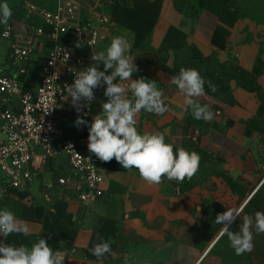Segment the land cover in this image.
<instances>
[{
	"label": "crops",
	"instance_id": "obj_1",
	"mask_svg": "<svg viewBox=\"0 0 264 264\" xmlns=\"http://www.w3.org/2000/svg\"><path fill=\"white\" fill-rule=\"evenodd\" d=\"M74 1L80 4L81 14L94 21L101 10L111 13L129 34L128 54L139 69L132 79L155 80L164 92L168 112L158 116L141 110L136 118L138 131L163 133L174 150L184 147L197 152L199 171L177 193V181L164 178L159 185H148L138 170L125 169L113 159L102 164L103 194L85 203L72 184L58 183L59 177L68 175L67 156L46 161L38 147L33 179L7 193L0 186V210L14 212L30 235L14 233L0 240L30 247L44 238L54 250L69 253L64 264H99L90 251L101 242L98 237L112 249L104 264H246L227 235H220L223 226L215 218L243 206L241 217L230 226L231 231H239L244 215L254 218L250 196L264 183V24L252 19L250 11V5L260 0ZM58 2L24 0L19 13L18 6L12 8L9 21L25 33L26 25L34 21L27 22L22 13L37 18L28 4L53 10ZM50 49L51 43L43 42L32 54L27 78L31 86ZM93 51L101 50L90 52L85 68L94 63ZM9 60L10 51L6 64ZM181 67L195 68L205 79L206 96L199 102L210 106L212 121L197 120L191 109L185 111L184 97L171 83ZM208 80L217 86L216 92L208 87ZM127 94L132 96L130 91ZM106 99L103 95L92 104V116L86 119L89 126ZM17 105V100L10 104L0 100V113ZM56 118L66 137L90 153L88 126H76L73 108L60 107Z\"/></svg>",
	"mask_w": 264,
	"mask_h": 264
},
{
	"label": "clouds",
	"instance_id": "obj_2",
	"mask_svg": "<svg viewBox=\"0 0 264 264\" xmlns=\"http://www.w3.org/2000/svg\"><path fill=\"white\" fill-rule=\"evenodd\" d=\"M12 15L9 4L0 3V24L6 26ZM130 49L131 44L123 36L113 37L106 50L92 52L93 64L75 73L71 85H64V99L71 97V105L78 113L76 126H88L87 148L90 153L103 162L115 159L125 169L138 170L141 179L148 185H159L164 178L177 182L191 180L199 171L201 157L197 152H190L184 147L174 150L173 144L165 142L163 133L141 134L136 127V118L141 110L163 116L169 109L164 92L158 89L155 80L144 77L132 79L133 73L139 69L134 57L128 54ZM117 78L130 83H117ZM171 83L183 95L185 111L191 109L197 120L210 122L214 119L210 106L199 102V98L206 96V81L197 69L181 67L179 73L171 78ZM207 84L212 92L218 90L211 80ZM103 85H106L104 96L107 99L102 103L101 113L93 117L89 126L84 119L87 113H83L82 109L95 100L94 89ZM129 91L131 98L127 95ZM242 212L243 206L231 208L215 218V223L223 226L220 235H227L236 255L253 251V228L257 234L264 233V212L261 211H257L254 218L244 215L239 231H231L230 226L241 217ZM14 233L28 236L30 230L17 219L14 212L7 208L0 210V237L6 239ZM98 239L101 242L96 243L90 251L99 264H104V257L112 254V249L102 237ZM72 253H75V249H72ZM67 255V251L54 250L44 238L30 247L23 244L15 246L0 240V264H64Z\"/></svg>",
	"mask_w": 264,
	"mask_h": 264
},
{
	"label": "built area",
	"instance_id": "obj_3",
	"mask_svg": "<svg viewBox=\"0 0 264 264\" xmlns=\"http://www.w3.org/2000/svg\"><path fill=\"white\" fill-rule=\"evenodd\" d=\"M27 8L41 19L40 25L27 24L22 33L11 20L1 32L2 38L10 40V60L0 69V100L7 104L13 100L18 102L15 108L6 107L0 113L1 190L7 193L10 188L26 186L33 179L35 149L40 147L46 161L67 156L68 175L59 177L58 183L72 184L75 195L89 203L103 194V161L66 137L56 114L60 107L73 108L71 97L64 99V85L74 82L75 73L85 68L90 52L106 50L115 36L129 41V34L108 10H101L94 21L81 14V6L74 0H59L53 10L33 4ZM43 42L51 43V49L38 70L35 85L31 86L27 81L30 59ZM105 88L103 85L94 89L95 100L82 109L87 113L84 119L92 116L91 106L101 100ZM73 112L77 117L74 108ZM189 182L188 179L176 182L175 191L182 192L184 184Z\"/></svg>",
	"mask_w": 264,
	"mask_h": 264
},
{
	"label": "rangeland",
	"instance_id": "obj_4",
	"mask_svg": "<svg viewBox=\"0 0 264 264\" xmlns=\"http://www.w3.org/2000/svg\"><path fill=\"white\" fill-rule=\"evenodd\" d=\"M43 1V0H37ZM49 5V4H48ZM250 11L252 13V19L264 24V0H260L257 3L250 5ZM21 18L25 19L27 22H33L40 24V20L38 18H33L26 12H23ZM9 49H10V40L4 39L0 36V69L6 65V59L9 57ZM33 61V58H32ZM37 78V74H34L32 77V81H35ZM247 259L246 264H262V260L259 258L258 253L253 249L252 252L247 254L240 255V259ZM242 264V263H241Z\"/></svg>",
	"mask_w": 264,
	"mask_h": 264
},
{
	"label": "trees",
	"instance_id": "obj_5",
	"mask_svg": "<svg viewBox=\"0 0 264 264\" xmlns=\"http://www.w3.org/2000/svg\"><path fill=\"white\" fill-rule=\"evenodd\" d=\"M23 1L24 0H0V3L7 2L9 6L11 7V9L12 8L14 9L18 6V9H15V10L17 13H19L21 9V4L23 3ZM40 24H37V25H40ZM3 26H4L3 24H0V36H1ZM249 204L254 207L256 212L257 211L264 212V183L258 189V191L251 197ZM253 231L255 232L254 228H253ZM255 235L256 237L253 240L254 250L258 253L259 258L262 260V264H264V233L257 234L255 232Z\"/></svg>",
	"mask_w": 264,
	"mask_h": 264
},
{
	"label": "water",
	"instance_id": "obj_6",
	"mask_svg": "<svg viewBox=\"0 0 264 264\" xmlns=\"http://www.w3.org/2000/svg\"><path fill=\"white\" fill-rule=\"evenodd\" d=\"M263 182H264V181H263ZM258 188H259V187H258ZM258 188H257L256 190H258ZM255 192H256V191H255ZM255 192H254V193H255ZM254 193H253L252 195H254ZM252 195L250 196V198L252 197Z\"/></svg>",
	"mask_w": 264,
	"mask_h": 264
}]
</instances>
